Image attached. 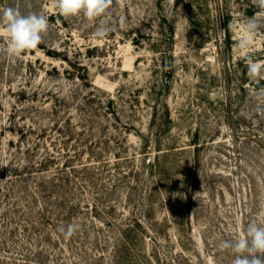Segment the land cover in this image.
<instances>
[{
  "label": "rangeland",
  "instance_id": "1",
  "mask_svg": "<svg viewBox=\"0 0 264 264\" xmlns=\"http://www.w3.org/2000/svg\"><path fill=\"white\" fill-rule=\"evenodd\" d=\"M6 7L49 27L0 53V264H232L220 242L264 225V78L236 48L253 0ZM249 54L264 64V28Z\"/></svg>",
  "mask_w": 264,
  "mask_h": 264
},
{
  "label": "clouds",
  "instance_id": "2",
  "mask_svg": "<svg viewBox=\"0 0 264 264\" xmlns=\"http://www.w3.org/2000/svg\"><path fill=\"white\" fill-rule=\"evenodd\" d=\"M114 0H56L59 14L64 18L83 15L90 21H96L107 15ZM259 12L248 17L242 26L241 38L236 48L243 55L247 75L252 80L264 78V64L249 54L255 34L264 28V0H253ZM120 23L124 20L121 18ZM49 27L48 18L36 12L22 14L18 8L0 9V32L4 34V43L0 44V53L10 57H20L25 52L37 48ZM110 26L102 19L96 26L98 39L107 37ZM257 112L264 114V104L257 106ZM61 234L70 239L78 231V226L70 224L61 227ZM222 250L230 251L234 259L232 264H264V225L250 221L242 225L241 234L220 242Z\"/></svg>",
  "mask_w": 264,
  "mask_h": 264
},
{
  "label": "trees",
  "instance_id": "3",
  "mask_svg": "<svg viewBox=\"0 0 264 264\" xmlns=\"http://www.w3.org/2000/svg\"><path fill=\"white\" fill-rule=\"evenodd\" d=\"M40 164H41V166H43L45 163H40ZM72 206H74V205L70 206V210L68 211V213H71L73 211L74 208ZM128 227H129V225H128ZM127 230L130 231V228H128Z\"/></svg>",
  "mask_w": 264,
  "mask_h": 264
}]
</instances>
